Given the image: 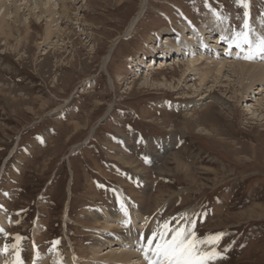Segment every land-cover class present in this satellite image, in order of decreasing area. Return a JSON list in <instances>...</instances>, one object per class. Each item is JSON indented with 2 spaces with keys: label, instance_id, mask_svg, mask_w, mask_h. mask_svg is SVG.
I'll return each mask as SVG.
<instances>
[{
  "label": "rangeland",
  "instance_id": "1",
  "mask_svg": "<svg viewBox=\"0 0 264 264\" xmlns=\"http://www.w3.org/2000/svg\"><path fill=\"white\" fill-rule=\"evenodd\" d=\"M66 2L69 17L60 2L58 22L31 18L28 31L15 30L21 43L0 37V264H73L72 255L113 264L96 255L107 236L144 218L143 233L168 222V238L178 227L223 234L209 264H264V90L246 93L249 79L230 66L249 54L234 34L264 37V0H148L128 35L141 0ZM10 12L15 21L13 4ZM201 27L215 29L200 37L208 54L187 70L200 50L192 44L178 61L173 39ZM125 209L135 221L112 218ZM119 246L134 252L127 264H147L145 244Z\"/></svg>",
  "mask_w": 264,
  "mask_h": 264
},
{
  "label": "bare ground",
  "instance_id": "2",
  "mask_svg": "<svg viewBox=\"0 0 264 264\" xmlns=\"http://www.w3.org/2000/svg\"><path fill=\"white\" fill-rule=\"evenodd\" d=\"M19 1L23 2V0H9V1L2 0L0 2V14H1V11H3V8H4V11H3V13L0 16V37L1 36L5 37V40H6L5 43L7 45L9 44V42L12 39H14V41H16L17 44H19V43H21V41H23L22 40V38H23L22 35L23 34L20 33L19 36H21V38H20V40H18V36H17V34L14 31L17 30L19 32L21 26L24 27L28 31L30 29L29 26H30V23H31V18L32 19L35 18V19H39V21H43L44 18L50 17L52 22H58L59 20L56 18V15H57L56 11L59 10V8H60V2L63 3V9L62 10L65 12L64 15L69 17L70 10L72 9V5H69V3L66 2V0H60L59 3H55L52 0H24L23 3H20ZM12 4L15 7V16H14L16 18L15 21H11L10 19L7 18V16H10V14H11L10 8H11ZM147 5H148V0H141L140 9H139L138 13L134 16V18L132 19V21L130 22V24H129L128 28H127V31H126L127 35L130 33V31H132L134 29V26L138 23L140 18L144 15V12L147 9ZM21 7H23V8H21ZM28 10H29V14L27 13ZM15 22L18 23V24H15ZM56 27H58V25H56ZM8 28H9V30H8ZM219 30H220L221 36L224 35L226 37L227 36L226 32L229 33L227 26H224L223 28H220ZM192 31H193V35H187V36L186 35H184V36L181 35L178 40H174L173 39V41H175V46L177 47L176 51L178 52L177 53L178 56H177L176 59H178V61L182 60L181 56L185 55L186 52H188V51L191 52L193 50V49H190L192 47V44H196L198 46L199 50H200V55H201V57H199L200 60H198V59L197 60H194V59L187 60L188 63H189L188 64L189 66H188L187 70H189L190 66H198V65H202L203 64L202 63V60H204L203 54H208V51H207V48L205 46V43H203V41H200V37L202 35H203L202 37H204V35L212 34L213 31H215V29H212V28H209V27H201V28H198V29L197 28L193 29ZM198 33H200L201 35L198 34ZM54 34H55V30H53L48 25L47 33H46V36L44 38V41L48 42L49 40H51V38H52V36ZM234 35L236 36V34H234ZM234 35L232 34V37H234ZM222 38H223V36H222ZM170 39L172 40V38H170ZM249 39L253 42V45H252V53H253L252 54V58L251 59H245L243 61H235L233 63L230 62L231 63L230 66H232V68L234 69L235 73L239 77H241V78L247 77V79H249V82L244 87L246 93L249 92V90L253 91L252 89L254 88V85H256L257 83L260 84V88L261 89L259 88L258 91L255 90L254 93H260V92H262L264 90V88H263L264 87V63L257 62L256 57H257V55L263 54L264 52H260L256 48V43L260 39V35L257 36L256 34H252L251 37L249 35ZM230 40H231V42H233L232 39H230ZM117 41H118V39L113 43V45L111 46L108 54L105 56L104 61H103V66L106 65V62L110 58L112 50L114 49ZM216 41H217L216 39L213 40V42H216ZM189 52H188V54H189ZM162 55H163V57H166V56H168V53L163 52ZM163 61H165V60L162 59V62ZM212 63H215V62H212ZM152 64H153V62H152ZM219 64H223V63L217 61L216 65L218 66ZM162 65H164V64H162ZM197 68H199V67H197ZM205 69H207V68H205ZM214 69H212V70H214ZM221 70H222V68L218 70V74H221ZM198 75L200 76V80H201L200 84L206 83V81H207L206 79H207L208 73L206 74V72L200 71ZM149 83L150 82L146 79V81L143 83L144 84L143 86L146 85V86L149 87L151 85H154V83L150 84V85H149ZM159 86L162 87V84L160 83ZM205 98H206V96L205 97L202 96L200 99L201 100H205ZM262 100H260V101L258 100V104L260 106L263 103ZM202 105H205V104L202 102ZM251 113H252L253 117L256 116L255 111H251ZM201 131L206 132V134H210V132H209V130H207V128H204V129L202 128ZM76 149H78V147L73 148L71 150V152H76L75 151ZM124 161H125V163H127V158H124ZM111 216L114 219L116 218L117 221L122 222V224H128L129 221L133 222L135 220L132 219L133 221H131V218L132 217H136L135 215L128 217V216L125 215V212H123V211L115 212ZM142 216H143V214H142ZM1 217L3 218V223L4 224L8 223V219H6L4 216H2V213H1ZM66 218H68L67 214H66ZM143 221H144L143 225L145 226L147 224L148 220H147V218H144ZM37 224L40 227V224L38 222H37ZM112 224L113 223L107 222V227H112L113 226ZM139 225H140V228L138 229V228L135 227V230H133V231H131L132 229H130V228H133L132 226H130V227L125 226L123 228H126V230L123 231V234L112 235L111 237H113V238H109L107 236V241L108 242H106L107 244H105V245H107V247L105 248V250H107V251L102 253V254H100V255L99 254H96V255L101 257L100 258L101 260L104 259V257H107L106 259L109 262L113 263V264H115V263L127 264L130 261V259L132 258V255L134 254V252L133 251H129V249L128 250H126V249H122L121 250L120 249L121 247L120 246L118 247V244H120V245H122V244L123 245H129V243H131L132 241L134 242V239H136L138 245L142 246V243L146 245L147 240L152 237V233L154 232V231H145V233H143L142 229H144V226H142L141 223ZM155 232H158V231L156 230ZM68 238H69V236H68ZM143 240H144V242H143ZM155 242L156 241H154V244H155ZM216 244H207V243H205V244H202L200 246V248H201L202 251H209L210 249L215 247ZM33 245H34V248H35V245H37L36 240H34V244ZM115 249H118V250L120 249V252L114 251ZM96 252H99V250L96 251ZM76 256L72 255L71 256V261L73 262V264H80L78 262ZM14 259L15 260H6L5 259V260H3V262L4 263L5 262L8 263L9 261H11V262H13V264H28V263H24L25 262L24 258L20 257V260H18L16 258H14ZM138 259H139V257H138ZM39 260H37V258L35 257L34 261L32 263H29V264H47V262H48L45 258H43L41 263L39 262ZM96 261H98V260H96ZM54 262H56L58 264V260L57 259H55ZM136 263L139 264V263H142V262L140 260H136Z\"/></svg>",
  "mask_w": 264,
  "mask_h": 264
},
{
  "label": "snow or ice",
  "instance_id": "3",
  "mask_svg": "<svg viewBox=\"0 0 264 264\" xmlns=\"http://www.w3.org/2000/svg\"><path fill=\"white\" fill-rule=\"evenodd\" d=\"M238 2L243 7H247L245 0H238ZM244 15L247 17L248 12L245 11ZM244 27L245 29L249 27L247 20L245 21ZM233 42L238 48L241 45H248L249 54L245 56V59L252 58L253 42L249 39V33L247 31L236 33ZM256 48L260 52H264V37L258 40ZM125 215L127 216L126 209ZM169 231L168 222H165L163 231H154L152 237L147 240L146 245L142 248L147 264H209V261L216 259L220 255L215 248L211 251H202L200 245L205 243L216 244L220 241L223 234H216L208 236L205 239H200L195 231L189 232L187 228L178 227L171 230V237L168 238L167 233ZM16 239L20 240V237L17 236ZM154 241H156L155 244ZM55 243H58V241ZM5 251H7V248H5Z\"/></svg>",
  "mask_w": 264,
  "mask_h": 264
}]
</instances>
